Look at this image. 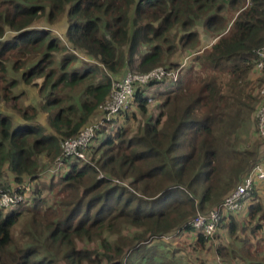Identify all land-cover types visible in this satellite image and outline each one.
I'll return each instance as SVG.
<instances>
[{
	"label": "trees",
	"instance_id": "obj_1",
	"mask_svg": "<svg viewBox=\"0 0 264 264\" xmlns=\"http://www.w3.org/2000/svg\"><path fill=\"white\" fill-rule=\"evenodd\" d=\"M201 31L208 47L176 63L180 50L201 46ZM263 47L264 0H0V190L23 196L0 209V264H154L161 257L152 244L174 230L210 245L190 221L218 207L254 164L256 151L234 144L252 114L256 160L264 153L259 84L254 97L249 78ZM181 65L175 84L135 89L86 162L63 158L49 173L61 142L94 122L115 81ZM134 107L149 116L131 133L124 126ZM262 199L264 182L245 210L221 215L217 230L234 240L263 234ZM124 228L138 233L111 239ZM250 239L214 251L264 264ZM259 241L264 248V235Z\"/></svg>",
	"mask_w": 264,
	"mask_h": 264
},
{
	"label": "built area",
	"instance_id": "obj_2",
	"mask_svg": "<svg viewBox=\"0 0 264 264\" xmlns=\"http://www.w3.org/2000/svg\"><path fill=\"white\" fill-rule=\"evenodd\" d=\"M256 54L257 60L255 62L254 73L256 74L255 81L259 84L258 94L260 102L256 107L255 119L258 137L264 145V47L258 50ZM182 66L176 70H167L166 68L160 67L142 75L132 74L130 72L123 80L119 82L115 81L109 97L103 104L99 105L98 116L94 122L85 126L76 137L61 142L60 157L55 161L56 167L50 169L49 173H54L53 170L62 165L63 158L86 162L88 160L87 154L89 147L92 145L96 135L101 129H105V133L115 129L117 124L114 121L121 113H125L130 108L135 89L146 87L153 82L161 84V87H165L170 83L175 84L178 81ZM164 78H168V80H164ZM165 81H168V83L165 84ZM262 182H264V153L254 162L240 183L222 199L218 207L206 213H197L191 219V230L195 231L194 233L196 235L201 234L214 247L216 244L214 245L212 242L215 241L214 236L217 232L218 221L221 215L243 210L246 205H249L250 202L248 199L251 192L256 188V184ZM114 183L127 186L126 183L119 181H114ZM20 188L23 191H30L28 185H23ZM22 199L23 196L17 194L10 195L0 190V209H10L21 202ZM188 233V231H175L163 236L161 239L167 237L172 242L180 241ZM220 264L228 263L221 262Z\"/></svg>",
	"mask_w": 264,
	"mask_h": 264
},
{
	"label": "rangeland",
	"instance_id": "obj_3",
	"mask_svg": "<svg viewBox=\"0 0 264 264\" xmlns=\"http://www.w3.org/2000/svg\"><path fill=\"white\" fill-rule=\"evenodd\" d=\"M55 31L57 32L56 34L60 38H63V33L65 31L64 23L62 22L61 25L57 26L55 28ZM200 34H201V39H202L201 46H198V48L195 49L194 51L189 50V52H187V51L185 52L183 50H180L176 54L177 57L174 56L175 57L174 60H175L176 63H179L187 55H189V53H193V52L197 51L202 46L205 47L207 45V47H208V45L210 44L209 39H206V37H204V34H203L202 31L200 32ZM78 57H79V59H82V58H85V55H83V53H81V52H78ZM253 81L254 82H250L252 84V87L251 86L250 87H251V90L253 91L252 95L255 97L254 93H255V90H256L255 88H257V81H255V80H253ZM30 99H31V96H30ZM29 100L28 101L26 100L27 103H31L32 102V101H29ZM161 101H162V99L155 100V101H153L151 103V105L155 106L156 104H158ZM2 109H4V108H0V111L4 113V111ZM151 110L152 109H150V111ZM131 113H132V117L129 118V120L127 121V125L124 126V127L128 128L129 130H131L130 131L131 133H135V131L137 130L136 128H138L137 125L139 123L143 122L146 119V117H148L149 115L148 114L147 115H143L142 113L138 112V110L135 109V107H134V110H132ZM252 118H253V114L251 115L250 123H246L245 125L242 124L238 128V130L234 134V144L237 145L236 148H238V150L240 152H243V151H252V152L256 151V155L257 156L253 160L255 162L256 159L259 156L260 142H259V140L256 138V136L254 134ZM253 161H252V164L254 163ZM41 162H42L41 163L42 167L44 169L50 165V163H47L45 160H42ZM100 175H101V173H98V177ZM243 175L244 174H242L241 177ZM43 178H45L46 180L43 179L42 181H46L47 182L49 180L45 176H43ZM121 182L124 183V181H121ZM118 185H120V184H118ZM120 186H123V185H120ZM236 186H237V184H236ZM262 200H264V199H262ZM262 204H263V207H264V202H262ZM196 213H201V212L197 211ZM263 225H264V222H263ZM262 230H264V226H263ZM175 231H177V230H174V231H172L170 233H173ZM218 231L219 230H217V232H216V234L214 236V238L216 237V239L218 238L217 236H219L220 233H221V232H218ZM136 233H138V232L134 231V229H132V228H131V230H129L127 228H124L122 230V235L120 234L121 236H117V237L113 236L111 239L114 240V241H118V238H121V237H125L126 238L127 236L133 237V235H135ZM170 233H168V234H170ZM236 235H237L236 237L237 238L240 237V239L234 240L235 237L229 238V240L231 241L229 243V246L235 247V245H237V247H241V245H242L241 239H243V238L247 239V237H249L251 239H250V242H247V243H251L253 245L252 248L254 247L253 249H259L260 246H258L257 240L254 238L253 235L249 234V230L246 231V232H243V233L237 232ZM263 235H264V232H263ZM252 240H253V242H252ZM149 242H151V244H152L154 241L152 242L150 240ZM219 244L223 245V247H224L223 242L222 243L220 242V243H216V245L213 247L212 250H215V248H217L219 246ZM79 245H80L79 247H82V248L86 247V244H82L81 243ZM94 246H95V244H91V247H90V245H87V248L94 249L95 248ZM152 246H156L155 248L159 252V253H157V255L161 257L159 259L158 258L155 259L154 260V264H162V263H164V264H206L207 258L212 256L211 249H209V251H205V249L203 247L201 248L200 246L198 247L197 245L190 246L189 241H186L185 238L180 240V241L172 242V241H170L169 238L166 237L164 239L158 240L157 242H154L152 244ZM47 256H49V255L46 254V257ZM224 260L230 261L229 259H224ZM55 263L56 264H63V262H61L59 260V257L56 259Z\"/></svg>",
	"mask_w": 264,
	"mask_h": 264
},
{
	"label": "crops",
	"instance_id": "obj_4",
	"mask_svg": "<svg viewBox=\"0 0 264 264\" xmlns=\"http://www.w3.org/2000/svg\"><path fill=\"white\" fill-rule=\"evenodd\" d=\"M255 76H256V74L253 72H252V74H250L249 78L252 79V82H254L253 80H256ZM251 87H252V85H251ZM251 87H250V91H252ZM246 206H248V205H246ZM244 210H245V208H244ZM218 232H221L220 235L217 236L218 237L217 239L215 237L214 238L215 241H213L212 243L215 245L216 243H220V242L222 243L223 242L224 246L228 247L229 243L231 242L228 238V234L226 232H222V231H218ZM262 235H263L262 232H259V231L256 232V235H254V238L258 241V246H260L258 249V254L260 257L264 255V248L262 246V243L259 241V239L261 238ZM185 238H186V241H189L190 246L196 245V237L193 233L192 234H186ZM252 242H253V240H252ZM235 246H237V245H235ZM204 249H205V251H209V249H211V253H212V256L207 258L206 264H220L221 262L228 263V264H248V263H246V261H244V260H246V258L244 259V256L239 255L240 258L237 257L235 259H229L230 261H226V260L222 259L214 250H212L213 246L206 244ZM261 252H263V253H261Z\"/></svg>",
	"mask_w": 264,
	"mask_h": 264
}]
</instances>
